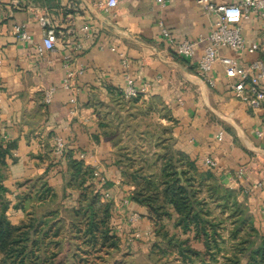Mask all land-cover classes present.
<instances>
[{
  "label": "crops",
  "instance_id": "crops-1",
  "mask_svg": "<svg viewBox=\"0 0 264 264\" xmlns=\"http://www.w3.org/2000/svg\"><path fill=\"white\" fill-rule=\"evenodd\" d=\"M23 1L26 8L13 10L11 0H0V141L12 145L3 183L9 201L7 215L13 224L25 217L15 204L28 182L47 181L58 203L77 204L82 190L67 185L70 160L77 159L83 168L94 171L91 183L96 190L102 196L110 194L108 202L113 205L122 239L129 240L135 228L141 232L138 240L127 245L154 241L155 225L149 211L130 199L132 187L125 183L113 140L102 127L113 121L117 128L116 111L128 120V115L137 116L138 121L149 115L160 130L170 127L177 152L201 171L212 169L224 185L246 193L239 200L246 201L256 227L264 233V111L253 112L234 95L221 63L211 72L215 85L199 76L206 40L198 43L193 57L184 58L162 33L163 28L168 29L176 41L205 38L212 31L215 15L207 14L198 0H165L164 5L154 0H126L115 8L105 7L101 0ZM212 1L225 5L236 0ZM67 4L77 7L79 13L66 46L39 55L37 47L43 40L37 20L40 8L51 9V16L57 19L60 8ZM16 24L26 25L29 41L17 39ZM241 24L247 44L258 43L261 50L239 54L220 47L219 52L249 62L264 51V20L252 14ZM67 67L74 71L83 68L72 88L64 86ZM128 79L142 98L119 110L116 103L123 101ZM52 87L53 99L44 108V92ZM72 99H76L75 113ZM220 131H224L222 141L218 140ZM57 137L68 143L62 154L55 152ZM207 158L217 166L207 167ZM240 168L245 169L243 175ZM130 213L141 217L135 228L126 222ZM169 226L172 229L171 223Z\"/></svg>",
  "mask_w": 264,
  "mask_h": 264
},
{
  "label": "trees",
  "instance_id": "trees-1",
  "mask_svg": "<svg viewBox=\"0 0 264 264\" xmlns=\"http://www.w3.org/2000/svg\"><path fill=\"white\" fill-rule=\"evenodd\" d=\"M141 98L119 99L116 105L125 110ZM114 114L117 128L113 121L101 125L113 140L124 181L132 187L130 199L146 207L154 222L157 240L150 257L170 250L203 264H209L207 259L264 264V233L246 201L239 200L244 191L224 185L212 169L201 171L177 152L170 127L160 130L149 115L138 121L137 116L128 115V120ZM11 148L0 141V264H104L106 255L119 250L121 236L112 203L103 201L91 183L94 171L70 160L67 185L82 190L72 207L57 202L47 181L28 182L15 204L25 217L13 224L3 183Z\"/></svg>",
  "mask_w": 264,
  "mask_h": 264
},
{
  "label": "built area",
  "instance_id": "built-area-1",
  "mask_svg": "<svg viewBox=\"0 0 264 264\" xmlns=\"http://www.w3.org/2000/svg\"><path fill=\"white\" fill-rule=\"evenodd\" d=\"M126 0H101V4L107 8H115ZM164 5L165 0H154ZM13 10H21L26 8L23 0H11ZM204 7L207 14L216 16L212 31L207 37H199L197 39H184L176 41L168 31L163 28V36L169 41L171 48L179 56L191 58L195 55L196 46L199 42L206 40L208 42L204 49L203 55L199 61V76L207 81L210 85H215V80L211 75L213 67L216 63H221L224 67L226 77L229 79V86L234 95L244 101L253 112L264 111V60L259 56L249 62L241 61L231 56L222 55L219 52L220 47H227L241 54L244 52L255 53L261 50L258 43L248 45L243 34L242 20L244 17L255 15L260 20H264V0H236L225 5H218L212 0H198ZM41 12L37 15V20L43 29V40L37 47L39 55H45L56 50L59 46H66V38L72 33V27L75 25V15L79 13L77 7L67 4L60 8V15L57 19L51 16V9L47 7L40 8ZM72 10V12H66ZM16 37L21 42H27L31 39V34L25 24H16L14 26ZM80 45L77 43L76 47ZM83 73V68L78 71L71 70L67 67L64 86L66 88L73 87V81L77 74ZM55 93V88H48L44 92L43 102L48 105L51 103ZM124 99L129 100L137 97L141 92L135 87L132 80L128 79L127 84L122 90ZM72 112L77 111L76 99H72ZM261 135L262 132H259ZM224 139V131L218 134V140ZM68 143L62 137L56 138L55 152L62 154L67 150ZM205 164L209 168L217 166L216 161L211 158L205 160ZM245 173L244 168L239 169V174ZM102 198L109 201L110 194H103ZM138 213H130L126 216V222L131 227L140 220ZM129 243L138 240L142 235L135 228L131 233ZM131 241V242H130Z\"/></svg>",
  "mask_w": 264,
  "mask_h": 264
},
{
  "label": "rangeland",
  "instance_id": "rangeland-1",
  "mask_svg": "<svg viewBox=\"0 0 264 264\" xmlns=\"http://www.w3.org/2000/svg\"><path fill=\"white\" fill-rule=\"evenodd\" d=\"M154 237L155 239L153 242H151V239H145L140 241L141 245L139 246H128L127 242L129 243V240L126 239L127 241H124V238L122 239L121 237L119 250L114 251L113 254L109 256L106 255V261H104V264H116L121 262H123L122 264H203L200 260H185L178 257L177 252L170 250H168L167 253H156L153 257H150L152 247L157 240L155 231ZM130 238L131 236L129 239ZM207 263L217 264L208 259Z\"/></svg>",
  "mask_w": 264,
  "mask_h": 264
}]
</instances>
